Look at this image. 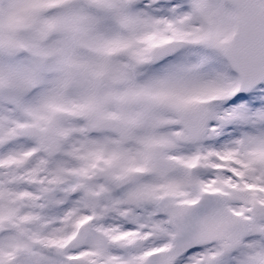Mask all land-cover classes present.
<instances>
[{
    "label": "snow or ice",
    "instance_id": "obj_1",
    "mask_svg": "<svg viewBox=\"0 0 264 264\" xmlns=\"http://www.w3.org/2000/svg\"><path fill=\"white\" fill-rule=\"evenodd\" d=\"M0 264H264V0H0Z\"/></svg>",
    "mask_w": 264,
    "mask_h": 264
}]
</instances>
